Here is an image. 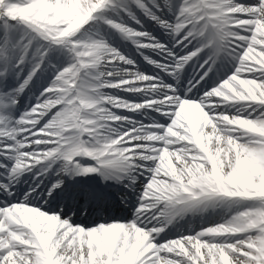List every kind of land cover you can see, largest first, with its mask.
Returning <instances> with one entry per match:
<instances>
[{"label":"snow or ice","instance_id":"6c2138e0","mask_svg":"<svg viewBox=\"0 0 264 264\" xmlns=\"http://www.w3.org/2000/svg\"><path fill=\"white\" fill-rule=\"evenodd\" d=\"M0 264H264V0H0Z\"/></svg>","mask_w":264,"mask_h":264},{"label":"bare ground","instance_id":"6f19581e","mask_svg":"<svg viewBox=\"0 0 264 264\" xmlns=\"http://www.w3.org/2000/svg\"><path fill=\"white\" fill-rule=\"evenodd\" d=\"M137 15L140 17V19L143 21V29L146 30V31H149V32H157L158 31V34H160L159 30L154 27V24L148 20L147 18H145L141 13H139L137 11ZM133 27H139L137 25H132ZM155 34V33H154ZM117 44L118 46H120L122 48V50L127 53L128 55L132 56L136 62H137V65L138 67L140 68L141 71H145V72H153L154 69L152 68V66L148 65L144 60L143 58L136 53L134 47L130 44V43H125V42H120V41H117ZM148 55H152L154 59H158V57L154 56V54L150 53V52H147V50H144ZM31 95V94H29ZM121 95H127L125 93H121ZM219 217H216V216H213V217H210L207 221H201L199 219L191 222L189 225H185V227L183 229H180L179 231H187V229L191 228V229H194V230H199V228L201 226H209L210 224H212L214 221L218 220ZM76 222L78 223H84V224H90L91 221L86 219L85 217H79V218H76ZM178 234L177 231H173L171 233H169V238H173L175 237L176 235Z\"/></svg>","mask_w":264,"mask_h":264}]
</instances>
